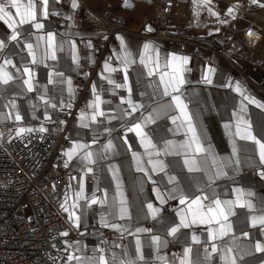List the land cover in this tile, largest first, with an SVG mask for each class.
<instances>
[{"label": "crops", "instance_id": "1", "mask_svg": "<svg viewBox=\"0 0 264 264\" xmlns=\"http://www.w3.org/2000/svg\"><path fill=\"white\" fill-rule=\"evenodd\" d=\"M161 1L127 0V4L130 5L127 7L125 6L126 0L105 1L111 3L116 13L126 20L128 32L114 36L103 60L91 77L84 96L85 109L80 111L67 127L66 134L71 145L65 153L73 147L75 142H79L88 145L87 151L99 155L96 162L91 165L93 171L87 172L85 163H82L76 156L65 167V161L68 158L64 153L60 168L68 175V191L59 203L58 209L66 216L69 228L78 234L72 248L71 255L74 256L98 257L103 254L108 264H112L113 254L117 261L132 259L136 261V264H181L184 249L190 247L192 249L190 258L193 264H224L221 258L223 250L231 246L232 238L236 239L240 247L254 246L256 242L264 244V229L259 224L253 227L251 220L253 215H260L261 202H264V178L259 175L264 165L260 164L258 145L252 141L240 140L235 136L237 115L241 114L240 110L243 107L245 111L242 115L251 123L253 134L257 139L264 140V108L257 106V103L264 104V71L261 66V62H264V38L257 33L258 43L252 47H246L241 43L243 37H228L215 24H202L199 17L193 19V14L189 10L180 8L172 18L170 28L173 33L178 30L184 33L186 42L182 51L179 52L173 44L152 39L155 27L149 23V19ZM76 2L78 4L79 0ZM105 2L92 3L101 6ZM72 5L73 0H49L47 18L38 15L44 28L36 30L29 24L20 26L18 31L22 35L19 42L8 39L11 30L5 22L0 21V40L6 44V47L0 51V63H3L4 58H8L16 65L15 68L8 66L7 69L14 75L13 81L8 85H0V137L9 139L28 133L26 131L17 136L19 128L39 131L40 127H44L48 129L46 132H55L52 123L55 119L54 108L51 104H44L40 99L41 95H45V89H47L46 98L56 105H62L68 100H76L79 97V91L74 85L76 68L81 64L94 61L92 52L87 48L99 38L100 34L87 32L79 27L74 17L76 7L73 8ZM11 12L18 24L19 17L15 15V9H11ZM54 20L59 22L57 27L52 24ZM149 27L151 31L148 30ZM48 32L55 34L58 50L55 60L49 58L42 61L46 40L38 39V37H46ZM117 37L124 39L127 51L135 60L134 64L127 66V83L131 86L130 94L126 87L116 88L115 85L109 83L105 87L99 85L100 80H107L104 77L109 76L117 84H125L123 70L125 65L122 62L125 49ZM73 42L78 55V65L72 60ZM26 43L38 46L35 47L38 60L35 65L31 63L32 57L28 54ZM146 43L151 44L159 53L158 68H155L153 63L156 59V51H146L144 49ZM210 43L212 47L208 48ZM61 45L63 46L62 51L59 50ZM173 54L189 58L185 66L187 70L184 73L186 83L181 87L182 99L193 116V124L197 133L202 136L205 147L210 145L217 159H227L232 156L233 140L240 149L239 170L235 173L227 170L229 171L228 176L215 179L212 183L208 182V175L215 171L214 168L211 172L207 170L188 172L184 165L185 156L183 154L149 157L141 143L142 136L137 135L135 131H129L135 123H140L142 131L147 133L157 149H162L165 141L170 140L175 144H180L190 139L191 133L187 131V124L180 126L182 117L175 124L163 114L156 119L155 123L145 124L144 121V118L153 114L154 109L170 102V97L163 96L160 75L171 71L170 68L165 67V61ZM141 55H144L147 66L140 63ZM106 62L111 68L118 70L107 72L104 67ZM25 66L30 67L34 73L33 83L36 90L33 92H28L26 86L23 85V79L26 77L22 75V69ZM150 69L154 73L152 76L148 75ZM55 73H63L65 79H71L73 89L71 98L67 84L49 83L50 74ZM205 76L211 79L210 84L204 79ZM56 79L59 80V77ZM93 85L101 96L102 103L97 110L96 122L84 128L81 127V113L89 117L93 114V108L89 106L95 100ZM237 85L240 86V91L236 90ZM129 96L134 103L142 104L143 107L132 112L127 103H121L122 98L127 101ZM11 101L15 102L16 108L13 109L10 106ZM124 110L130 112L131 115H124ZM17 112L22 117L20 121L15 120ZM100 112L103 114L101 115ZM174 114L180 115L178 111ZM46 117H51V119H46ZM109 129L111 131H108ZM94 139L95 143H93ZM109 141L114 147L105 152L104 146ZM134 154L140 157L145 172L137 170ZM188 157L191 158V152L188 153ZM149 159L162 160L167 165L168 175L176 176L180 188L186 194L190 193L192 198L197 195H207L214 196L222 202L235 201L237 193L234 189L240 187L246 192L253 193V196L244 197V199H250L256 206V211L250 212L247 208L234 207L236 215L229 217L232 232L223 239L213 241L209 238L208 229L216 228L215 222L212 225L195 224L189 228H182L176 236H170L167 234L168 227L179 224L180 215L178 213H186L188 204L181 205L178 198L167 199L166 203L161 204L155 190L159 189L161 193H166L174 185L168 182V175L164 172L151 170ZM199 159L203 161L204 155L200 154ZM208 164L211 165L210 160ZM114 175L118 179H114ZM81 186L84 199L78 201L81 207L76 211L78 214L82 211L83 215L80 227L76 228L69 220V213L61 208V204L65 203L67 197L66 206L72 211L71 205L75 202V194L80 191ZM121 193L127 202L130 219H119L118 215L116 217L109 215L113 211L114 200L118 210ZM93 194L105 200V203L85 207V199L90 200ZM202 202L209 203V201ZM148 203L160 209L156 219L152 218L147 208ZM163 208H167L168 213H164ZM102 216L107 217L109 224L116 223L127 230L118 231L110 226H103ZM188 218L191 219L190 215ZM94 224H97L98 228L116 233L121 238H102L98 228L94 229L90 236H85V230ZM137 228L150 230L138 234L142 243L143 259H140L136 252L137 235L130 234L135 233ZM245 232L248 233L247 237L243 235ZM154 235L161 239L159 246L152 243L151 237ZM193 235L199 238V243L192 241ZM213 243L217 245L220 252L211 254L209 259L205 260V249L211 252ZM100 249H103L102 253ZM232 255L239 257L240 253L234 251ZM72 264H76V261L73 260ZM236 264H264V252L253 251L251 255H244L242 259H237Z\"/></svg>", "mask_w": 264, "mask_h": 264}, {"label": "snow or ice", "instance_id": "2", "mask_svg": "<svg viewBox=\"0 0 264 264\" xmlns=\"http://www.w3.org/2000/svg\"><path fill=\"white\" fill-rule=\"evenodd\" d=\"M253 3H256L257 0H252ZM48 4L49 0H2L0 2V21H3L7 24L8 28L11 30V35L8 38L10 41H16L19 42V38L22 35L20 31H18V28L20 26H23L25 24H29L32 27H34L36 30H41L44 28V25L39 21L38 15L43 18H47L48 16ZM73 8L78 7V4L76 0H73ZM125 6H130L127 4V0L125 3ZM11 9H15V15L19 17L18 24L15 21V18L13 17V14L11 12ZM232 9H229V13L231 14ZM149 31L152 29L149 27ZM252 33L250 32L249 35ZM38 39H45L46 40V46L43 51L41 60L46 61L47 59H56V52L58 50L57 44L55 41V34L52 32H48L46 37H38ZM117 39L120 40L121 45L124 47V55L122 57V62L125 65L124 67V80L125 84H117L114 80L111 79V77H104L108 80L109 84L115 85L116 88L126 87L129 91V94L131 93V86L127 83V66L134 64L135 60L132 58V54L127 51V46L125 45L124 39L122 37H117ZM6 47V44L3 40H0V51H2ZM25 47L28 49V54L32 57L31 63L33 65L38 63L37 60V52L35 51V47L32 43H26ZM144 49L146 51L153 50L156 51V59L153 62L154 67H159V53L157 50L153 48L151 44H145ZM59 50H63V46L61 45L59 47ZM151 59V57H149ZM72 60L74 63L78 65V55L75 50V43L72 44ZM189 61V58L187 56H177L172 55L170 59H166L165 61V67L170 68V72H164L160 75V83L163 85V96L164 97H170V102L168 104L161 105L160 108L154 109L153 114H150L148 117L144 118L145 124L146 123H155L156 119L160 117L161 114L168 116L172 122L175 124L177 120H180L181 117L183 118L181 121L180 126L183 127L184 124H187V131L191 133L190 139L187 141L175 144L173 141H165L163 144L162 149H157L156 145L153 143L152 139L148 137L147 133H144L142 131V125L140 123H135L132 128L129 129V131H135L137 135L142 136L141 143L145 147L147 154L149 157H152L153 155L159 157L161 155H181L183 154L185 156L184 159V165L187 167L188 172H200L202 170H207L211 172V169L214 168L215 171L211 172V174L208 175V182L212 183L215 181V179L225 177L229 175V171L231 170L234 173L239 170L240 167V159H239V151L240 149L237 147V144L235 140H233V146H232V156L224 159L220 158L217 159L216 154L212 152L210 145L206 148L204 143L202 142V136L197 133L196 127L193 124V116L188 111L187 104L183 102L182 99V93H181V87L186 83V80L184 78V73L187 70L186 65ZM140 63L142 65H145V57L144 55H141ZM8 66H11L13 68L16 67V65L13 64V61L8 58H4L3 63H0V85H8L13 79L15 78L14 75L9 72ZM147 66V65H145ZM105 70L107 72H113L117 71L118 69L111 68L107 62L104 65ZM17 71H21V69H17ZM209 71H212V69H209ZM153 70L150 69L148 71V75L152 76ZM22 75L26 77L23 79V85L26 86V89L28 92H33L36 90V86L33 83L34 80V73L32 72V69L28 66L23 67L22 69ZM56 77H59V80L56 79ZM167 77V79H166ZM207 83H211V79H209L207 76L204 77ZM49 83H60V84H67L68 86V92L69 96L71 98L73 94L72 89V82L71 79H65L63 76V73H55L50 74L49 77ZM231 86V85H230ZM236 90L240 91V86H236ZM46 92L47 89H45V95H41L40 99L43 101L44 104H51V107L55 108L57 105L54 103H51V100L46 98ZM93 95L95 96V100L90 104L89 106L93 108V114L91 117L87 116L85 113H81V127L88 128L90 126V123L96 122L97 119V110L100 108V104L102 103L101 96L99 93L96 92V87L93 85ZM241 95L243 96V93L241 92ZM245 99H249L248 97H245ZM255 103V101H251ZM121 103H127L129 107L132 109V112L137 111L138 109L142 108V104L134 103L129 96V99L125 101L123 98L121 99ZM10 106L14 109L16 108V104L14 101L10 102ZM257 106L260 108H264V104L257 103ZM67 107H71V105H67ZM178 111L179 116L175 115L174 112ZM245 111V109L242 107L240 110L241 114L237 115V124H236V132L235 136L239 137L240 140L244 141H252L256 145H258L259 148V160L260 164L264 165V140L257 139L256 135L252 132V126L251 123L244 118L242 113ZM102 115L103 113L100 112ZM124 115H131L130 112L127 110H124ZM22 119L19 112L15 115V120L20 121ZM46 119H51V117H46ZM32 132L33 129L28 128H19L17 131V136H19L21 133L24 132ZM40 132H46L48 129L44 127L39 128ZM108 131H111L110 129ZM95 139L93 140V143H95ZM113 144L111 141L108 142L107 145L104 146V151L108 152L111 149H113ZM88 145L75 142L73 144V147L65 153L67 156V161H65V167L68 166V162L71 161L74 156L79 157L82 163H85V167L87 172H92L93 168L91 165H93L96 162V158L99 154H94L91 151H87ZM191 152V158L188 157V153ZM203 154L204 159L201 161L199 159V155ZM233 157L235 159H233ZM134 159L136 160L137 164V170L141 172H145V168L143 166V163L139 156L134 154ZM211 161V165L209 166L208 162ZM149 164L152 166V171L157 172H164L165 175H168L166 172L167 165L159 159L152 160L149 159ZM259 175L261 178H264V169H261L259 172ZM150 178V177H149ZM114 179H118L114 175ZM154 182V181H153ZM168 182L173 184L174 187L170 189L166 193H161L159 189H156V194L158 199L160 200L161 204L166 203L167 199H179V203L181 205L188 204L187 212L186 213H178L180 215V222L179 224H176L175 226H169L167 230V234L170 236H176L177 233L180 232L182 228H189L192 225L195 224H208L212 225L213 222L217 225L216 228L210 227L208 229L209 238L213 241L216 239H223L225 236H228L232 232V223L229 221L230 216L236 215L235 211L233 210L234 207H241V208H247L250 212L256 211V206L252 203L250 199L245 200L244 197H251L253 196L252 192H246L243 188L237 187L234 189V191L237 193V198L235 201L231 200H225L221 201L218 198L209 197L207 195L204 196H194L192 198V195L190 193H185L183 189L180 188L179 181L177 180L176 176L168 175ZM117 187L119 188V183L117 184ZM202 191V190H201ZM106 196V193H105ZM120 202L118 210L116 208L115 200L113 201V211L109 213L110 216L116 217L118 215L119 219H125L129 218L130 215L127 208V202L123 198V194H120ZM84 199L83 197V187L81 186L80 191L75 194V202L71 205V208L73 209L70 211L69 207L66 206L67 204V197L65 198V203L61 204V208L66 213H69V220L73 222V226L76 228L80 227L81 217L83 215V212L81 211L79 214L77 213L76 209L80 208L81 205L78 203L79 200ZM202 201H209L208 204H204ZM101 204L103 205L105 203V200H101L98 197L93 194V197L90 200L85 199V207H91V205L95 204ZM147 208L149 209V212L153 219H156L160 209L153 206L152 203L147 204ZM206 209V210H205ZM190 215L191 219L188 218ZM252 226L256 227L257 224L261 226L262 229H264V202H261V208H260V215H253L252 218ZM101 223L103 226L107 227L110 226L118 231H126L123 226L112 223L109 224L107 217L102 216L101 217ZM149 229L144 228H137L135 233H130L132 235H137L136 239V252L139 255L140 259H143L142 255V243L141 240L138 238L139 233L148 232ZM61 235L67 236V232L61 233ZM245 237L248 236V233L245 232L243 234ZM152 243L159 246L161 243V239L159 236H152L151 237ZM192 241L194 243H199V238L196 235L192 236ZM166 243V241L164 242ZM231 246L225 247L222 254V260L224 261V264H236L237 259H242L244 255H251L253 251L255 252H264V244L260 242H256L254 246L251 245H245L243 247H240L236 243V239H231ZM79 250V249H77ZM234 251H239L240 256L232 255ZM100 252H103V249H100ZM191 252L192 249L190 247H186L184 249L183 259L181 260V264H193V261H191ZM220 249L217 247L215 243L211 245V252H209V249H205V260H208L210 255L213 253H219ZM75 260L76 264H108V261L106 257L101 254L98 257H81V256H74V255H68L67 261L68 264H72V261ZM112 264H136L135 260L132 259H123L117 261L115 254H113V261Z\"/></svg>", "mask_w": 264, "mask_h": 264}, {"label": "built area", "instance_id": "3", "mask_svg": "<svg viewBox=\"0 0 264 264\" xmlns=\"http://www.w3.org/2000/svg\"><path fill=\"white\" fill-rule=\"evenodd\" d=\"M188 4L189 0H162L149 19L155 27L152 39L173 44L181 52L186 42L184 33H173L170 28L177 10ZM74 17L82 30L100 34L86 46L94 61L76 68L74 85L79 97L54 108L55 132L32 131L9 139L0 137V264H68L67 257L72 254L78 236L58 209L68 191V175L60 168L65 150L71 145L67 127L85 109L84 96L91 77L114 36L128 32V25L109 2L97 6L79 0ZM198 17L203 19L204 13L199 12ZM52 24L57 27L59 22L54 20ZM242 44L253 46L245 38ZM261 66L264 71V62ZM107 83L105 79L99 81L101 87ZM69 104L71 107H67ZM162 211L168 213L167 208ZM96 228L97 224L88 227L84 235L90 236ZM98 229L102 238H121L112 231ZM63 232L68 235H61Z\"/></svg>", "mask_w": 264, "mask_h": 264}, {"label": "rangeland", "instance_id": "4", "mask_svg": "<svg viewBox=\"0 0 264 264\" xmlns=\"http://www.w3.org/2000/svg\"><path fill=\"white\" fill-rule=\"evenodd\" d=\"M91 1L102 4L106 0ZM229 9H232L231 14ZM182 10H189L193 19H198V13L203 12L204 18L200 22L215 24L228 37L244 38V30L250 28L264 38V0L256 3L252 0H189Z\"/></svg>", "mask_w": 264, "mask_h": 264}, {"label": "bare ground", "instance_id": "5", "mask_svg": "<svg viewBox=\"0 0 264 264\" xmlns=\"http://www.w3.org/2000/svg\"><path fill=\"white\" fill-rule=\"evenodd\" d=\"M252 33L251 35H249V33ZM244 38L246 39V40H249L252 44H253V46H254V44L256 43V41L259 39V36H258V34L256 33V32H254L252 29H250V28H248V29H245L244 30Z\"/></svg>", "mask_w": 264, "mask_h": 264}]
</instances>
